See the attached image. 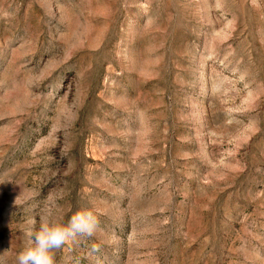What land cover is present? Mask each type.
I'll return each mask as SVG.
<instances>
[{
	"label": "rangeland",
	"instance_id": "1",
	"mask_svg": "<svg viewBox=\"0 0 264 264\" xmlns=\"http://www.w3.org/2000/svg\"><path fill=\"white\" fill-rule=\"evenodd\" d=\"M82 208L56 264H264V0H0V264Z\"/></svg>",
	"mask_w": 264,
	"mask_h": 264
},
{
	"label": "clouds",
	"instance_id": "2",
	"mask_svg": "<svg viewBox=\"0 0 264 264\" xmlns=\"http://www.w3.org/2000/svg\"><path fill=\"white\" fill-rule=\"evenodd\" d=\"M22 249L16 255L17 264H56V253L70 240L94 237L99 229V219L91 209L82 208L65 222L51 211L42 214L39 224L31 221ZM100 246L93 244L89 255L99 253ZM96 264H100L97 259Z\"/></svg>",
	"mask_w": 264,
	"mask_h": 264
}]
</instances>
